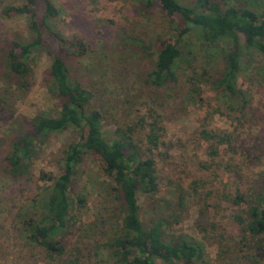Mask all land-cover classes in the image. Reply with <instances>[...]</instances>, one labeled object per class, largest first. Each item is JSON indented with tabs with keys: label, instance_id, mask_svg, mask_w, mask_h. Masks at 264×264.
Listing matches in <instances>:
<instances>
[{
	"label": "rangeland",
	"instance_id": "374dc122",
	"mask_svg": "<svg viewBox=\"0 0 264 264\" xmlns=\"http://www.w3.org/2000/svg\"><path fill=\"white\" fill-rule=\"evenodd\" d=\"M48 1L56 14L45 19L46 26L39 22L42 43L28 57L32 67L29 85L20 90L3 71L2 49L11 39L29 40L30 16L10 10L26 0H0V98L7 101L6 112L13 111L15 117L31 116L37 111L55 115L59 107L46 89L42 75L50 62V52L63 56L70 77L91 92V104L101 110L105 137L110 138L117 125L147 116L148 110L157 115L156 120L162 126V143L153 150L158 183L153 198L159 200L153 205L151 198L138 194L140 219L146 221L157 212L167 218L169 205L180 189L184 195L179 219L167 232L187 234L202 244L203 256L193 264L222 262L218 247L221 243L228 248L233 245L230 253L236 258L233 264H264L258 258L256 262L245 258L247 252L241 246L237 225L230 220L236 208L224 199L236 189L242 191L264 164L263 55L252 49L240 53L243 66L236 75L235 88L244 91L247 107L242 114L228 111L234 105L232 97L206 80L207 76L218 77L223 68V55L229 48L226 39L203 42L193 30L187 32L178 42L182 55L174 68L175 82L154 88L145 81L153 52L163 39L176 38L173 24L161 15L155 3L144 8L138 0ZM177 1L191 3V0ZM44 3L45 0H33L36 21H40ZM249 6L264 8V0H250ZM50 30L60 34L66 45L80 40L84 53L77 55L72 53L73 48H64ZM238 43L242 44L240 35ZM203 71L205 79L198 81L197 94L185 78L198 77ZM10 121L0 120V156L7 145V132L15 122ZM201 129L227 134L230 148L225 147V142L215 144L217 154L209 157ZM70 135L69 132L50 135L38 148L25 176L12 178L0 172V264H57V260L46 258L41 250L25 241L20 219L34 211L30 198L40 182L39 171L57 173L59 149ZM107 181L97 161L84 155L69 190L73 202L70 213L75 223L64 241L68 254L64 259L75 257V264H115L106 248L99 247L116 218L112 215L115 203L106 192ZM76 196L84 202L77 204ZM155 263L183 264L159 258Z\"/></svg>",
	"mask_w": 264,
	"mask_h": 264
},
{
	"label": "trees",
	"instance_id": "16d2710c",
	"mask_svg": "<svg viewBox=\"0 0 264 264\" xmlns=\"http://www.w3.org/2000/svg\"><path fill=\"white\" fill-rule=\"evenodd\" d=\"M138 1L144 8L155 3L161 15L173 24L176 33V38L163 39L154 50L145 81L154 88L175 82L174 68L182 55L178 42L187 32L193 30L196 38L203 42L226 39L229 48L223 55V68L218 77L207 76L206 80L219 92L232 97L234 105L228 111L242 114L247 102L244 91L235 88L236 75L243 66L239 57L242 51L251 49L264 57V8L250 7V0L236 3L229 0H191L190 4H181L177 0ZM32 3L33 0H26L23 5L10 8L17 13H29V40L11 39L2 49L3 71L9 82L20 90L29 85L32 67L28 57L42 43L41 26H46L45 19L56 14L54 6L45 0L40 21H36ZM50 32L64 48H73L72 53H84L80 40L66 45L60 34ZM239 35L242 44L238 43ZM49 54L50 62L43 72L42 81L59 107L55 115L37 111L31 116L15 117L13 111L6 112L7 101L0 98V120L6 123L15 121L7 132V145L0 156L2 174L12 178L25 176L38 148L50 135L60 132L71 134L59 149L57 173L39 171L40 182L35 185L30 198V207L34 211L27 212L20 219V232L25 241L41 250L46 258L57 260V264L76 263L75 257L64 259L67 248L64 241L75 223L70 213L73 202L69 190L84 155H88L97 161L103 176L108 179L106 192L115 203L112 215L116 218L99 245L106 248L113 262L156 264L155 259L159 258L167 263L173 260L183 264L196 263L203 256L202 244L187 234L167 232L168 227L179 219L182 190H176L167 218H163L162 212H157L146 221L140 219L138 194L151 198L153 205L159 200L153 198L158 190L153 150L162 143V126L156 120L157 115L148 110L147 116L141 115L117 125L111 137H105L101 124L104 116L95 104H91V92L70 77L63 56ZM204 74L203 71L198 77L190 75L185 78L190 81V89L194 93H199L197 83L205 79ZM200 136L207 142L209 157L217 154L215 144L225 142V147L230 148L226 142L227 134L201 129ZM195 183L192 181V185ZM224 199L236 208L230 220L237 225L241 246L247 252L245 258L252 259V262L258 258L264 263V164L254 172L242 191L236 189L231 197ZM76 202L82 204L84 201L76 196ZM210 226L214 228L213 223ZM232 246L218 245L224 260L220 259L222 262L216 264H233L236 261L230 254Z\"/></svg>",
	"mask_w": 264,
	"mask_h": 264
}]
</instances>
